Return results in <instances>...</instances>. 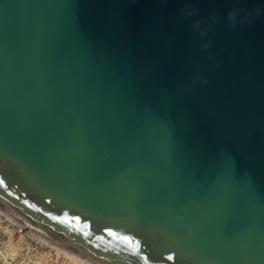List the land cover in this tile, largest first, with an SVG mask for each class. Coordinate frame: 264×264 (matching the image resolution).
Returning <instances> with one entry per match:
<instances>
[{
	"label": "water",
	"instance_id": "water-1",
	"mask_svg": "<svg viewBox=\"0 0 264 264\" xmlns=\"http://www.w3.org/2000/svg\"><path fill=\"white\" fill-rule=\"evenodd\" d=\"M0 204L101 264H264V0H0Z\"/></svg>",
	"mask_w": 264,
	"mask_h": 264
},
{
	"label": "rangeland",
	"instance_id": "rangeland-1",
	"mask_svg": "<svg viewBox=\"0 0 264 264\" xmlns=\"http://www.w3.org/2000/svg\"><path fill=\"white\" fill-rule=\"evenodd\" d=\"M0 264H87L37 231L0 212Z\"/></svg>",
	"mask_w": 264,
	"mask_h": 264
},
{
	"label": "bare ground",
	"instance_id": "bare-ground-1",
	"mask_svg": "<svg viewBox=\"0 0 264 264\" xmlns=\"http://www.w3.org/2000/svg\"><path fill=\"white\" fill-rule=\"evenodd\" d=\"M0 212L1 213H6L7 215L12 216L14 219L18 220L24 228H29V229H32V231H37L44 238H46L47 240H49L51 243H55L57 245H60V246L64 247L65 249L69 250L78 259L86 262L87 264H101L100 262H98L95 259L87 256L86 254L80 252L79 250H77L75 248H71L68 245L64 244L63 242H61V241L57 240L56 238L50 236L49 234H47L45 232H41V231L37 230L36 228L28 225L27 223H25L24 221H22L20 218H18L17 216H15L13 213H11L9 210H7L1 204H0Z\"/></svg>",
	"mask_w": 264,
	"mask_h": 264
}]
</instances>
